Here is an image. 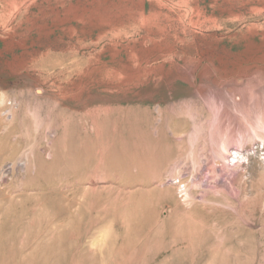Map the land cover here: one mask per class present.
Instances as JSON below:
<instances>
[{"label": "rangeland", "instance_id": "obj_1", "mask_svg": "<svg viewBox=\"0 0 264 264\" xmlns=\"http://www.w3.org/2000/svg\"><path fill=\"white\" fill-rule=\"evenodd\" d=\"M263 116L264 0H0V264H264Z\"/></svg>", "mask_w": 264, "mask_h": 264}, {"label": "bare ground", "instance_id": "obj_2", "mask_svg": "<svg viewBox=\"0 0 264 264\" xmlns=\"http://www.w3.org/2000/svg\"><path fill=\"white\" fill-rule=\"evenodd\" d=\"M252 101V100H251ZM251 101L249 100V99H247V97L245 96L244 97V102H245V104H247V105H245L244 104V106L242 107V109H245L246 111H247V107L246 106H248L249 105V103H251ZM253 102V101H252ZM253 105H254V103H253ZM251 106V105H250ZM256 106V105H255ZM258 108V107H257ZM252 110V109H251ZM244 111V110H243ZM251 112V111H250ZM247 113V112H246ZM248 114V113H247ZM223 116V115H222ZM222 116H220L221 118H222ZM224 117V116H223ZM231 117V116H230ZM225 120H226V118H225ZM224 120V121H225ZM228 121V120H227ZM236 124V123H235ZM256 124V123H255ZM258 124V123H257ZM256 124V125H257ZM252 128V135L253 136H255V138H259L260 137V140H263L262 141V143L264 144V116L262 117V123H261V125L259 126V124H258V126H256V127H251ZM224 129V128H223ZM223 132V131H222ZM234 134V133H233ZM226 136V137H225ZM225 142H223L226 146L228 145H230V147H231V143H233V142H231L232 140H231V137L233 136H231L230 135V133H226L225 132ZM238 139V141H239V143H238V141H236L237 143H238V145L240 146V144L241 143H243V140H245L244 139V137H241L240 139L239 138H237ZM224 140V139H223ZM227 140V141H226ZM229 140H231V141H229ZM236 140V139H235ZM233 141H234V139H233ZM235 143V142H234ZM236 144V143H235ZM229 147V148H230ZM244 151V149H241V150H237V153H239V158L240 157H243V155L245 154H242V152ZM229 153V152H228ZM245 156V155H244ZM234 180H235V177H234Z\"/></svg>", "mask_w": 264, "mask_h": 264}]
</instances>
